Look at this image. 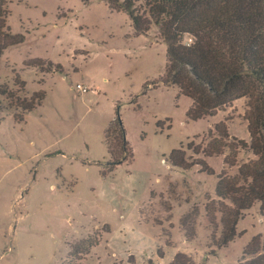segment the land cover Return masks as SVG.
Returning <instances> with one entry per match:
<instances>
[{"label":"rangeland","instance_id":"1","mask_svg":"<svg viewBox=\"0 0 264 264\" xmlns=\"http://www.w3.org/2000/svg\"><path fill=\"white\" fill-rule=\"evenodd\" d=\"M8 11L24 41L1 57L0 85L45 98L27 113L0 98V264L244 263L253 237L264 236V214L256 203L220 246L221 208L231 206L216 188L222 171L235 176L255 159L232 139L250 142L247 100L189 120L192 100L160 83L167 45L156 28L137 35L101 0H10ZM35 59L44 68L26 66ZM118 116L132 158L110 170L105 134ZM220 122L231 151L195 154L216 141ZM180 148L213 172L172 166Z\"/></svg>","mask_w":264,"mask_h":264},{"label":"trees","instance_id":"2","mask_svg":"<svg viewBox=\"0 0 264 264\" xmlns=\"http://www.w3.org/2000/svg\"><path fill=\"white\" fill-rule=\"evenodd\" d=\"M101 1L114 12L126 13L137 35L156 28L167 45L166 70L160 83L178 88L181 95L192 100L187 112L189 120L215 115L232 107L239 99L247 100L244 120L248 123L250 142L232 139L255 159L241 165L235 176L222 171L216 188L221 203L229 202L231 206L221 208L224 230L220 246L228 245L236 236L240 219L256 203L264 214V0ZM9 2L0 0V59L10 46L24 41L23 36L13 35L8 26ZM45 65L41 59L26 62L28 67L44 68ZM51 67L50 63L48 71ZM17 84L24 89L19 77ZM1 97L8 100L11 108L27 113L41 105L45 94L37 92L31 98L21 97L20 90L0 85ZM18 118L23 120V116ZM213 134L216 141L202 146L195 154L212 157L231 151L225 122L218 123L215 132H210ZM105 142L111 156L110 170L132 158L119 116L107 128ZM168 160L174 167L189 169L200 164L213 172L205 161L188 159L183 148L173 150ZM224 163L231 167L236 165L235 159L228 156ZM243 259L244 263L240 264H264L262 234L253 237L244 250Z\"/></svg>","mask_w":264,"mask_h":264},{"label":"built area","instance_id":"3","mask_svg":"<svg viewBox=\"0 0 264 264\" xmlns=\"http://www.w3.org/2000/svg\"><path fill=\"white\" fill-rule=\"evenodd\" d=\"M77 90L82 92V93H87V88L84 85L78 84L77 85Z\"/></svg>","mask_w":264,"mask_h":264}]
</instances>
